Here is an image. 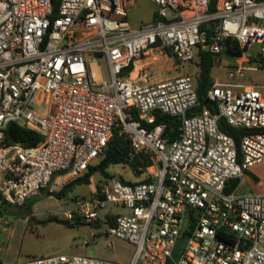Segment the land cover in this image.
Wrapping results in <instances>:
<instances>
[{"label":"built area","instance_id":"1","mask_svg":"<svg viewBox=\"0 0 264 264\" xmlns=\"http://www.w3.org/2000/svg\"><path fill=\"white\" fill-rule=\"evenodd\" d=\"M152 1L156 17L132 26V0H0L1 195L21 204L43 188L59 189L103 156L117 127L129 158L141 155L134 171L146 179L115 175L92 184L89 194L74 197L67 219L93 222L106 208L107 236L134 245L125 264H264V185L238 191L249 168L264 160V84L232 82L246 69H264V0ZM228 38L242 51L228 80L206 90L214 111H190L199 104L190 73L141 81L153 48L178 61L205 49L216 62ZM255 42L256 63L246 64L245 49ZM158 112L180 117L176 137L155 122ZM220 116L247 128L239 144L219 128ZM10 121L40 139L6 142ZM108 203L129 210L114 212ZM21 264L120 263L57 252Z\"/></svg>","mask_w":264,"mask_h":264},{"label":"rangeland","instance_id":"2","mask_svg":"<svg viewBox=\"0 0 264 264\" xmlns=\"http://www.w3.org/2000/svg\"><path fill=\"white\" fill-rule=\"evenodd\" d=\"M155 8L156 4L152 0H135L133 8L129 10L128 14L131 25H137L140 20L151 18ZM259 47L260 43L255 42L245 49L246 56L248 55L247 57L250 58L245 61L246 64L256 63ZM147 58L151 61L149 71L147 76L141 77V81L163 80L183 73H190L194 77L198 72L197 56L190 61H178L171 52L153 48ZM234 62L235 57L221 52L219 60L211 68V76L214 79L228 80L227 71L229 65H233ZM234 81L236 84L249 82L264 84V69H246L245 75L239 80L238 78L232 80V82ZM99 158H95L93 162L96 163ZM108 170L114 173H122L124 177L130 180H137L143 176V173L134 171L127 164L122 163L112 164ZM247 173V178L239 186V192L263 188L264 160L250 167ZM102 177L103 175L100 173H95L91 176L89 183L77 184L63 196H56L48 193L45 189H41L27 200L26 204L29 205H8L7 210L0 214V217L8 221V223H4L8 226L3 229V232L8 236L11 251L14 253L20 251V259H24L30 254L45 255L60 251L94 254L96 245L102 244L101 241H98L99 236L87 244L80 242L82 238L89 236L91 230H95L94 225L87 222L64 225L56 220L47 221V217H64L65 210L73 206L74 197L82 193L88 194L90 183L96 182V178ZM106 207L114 212H127L129 210L128 207L112 206L111 203H108ZM44 219L46 221H43Z\"/></svg>","mask_w":264,"mask_h":264},{"label":"trees","instance_id":"3","mask_svg":"<svg viewBox=\"0 0 264 264\" xmlns=\"http://www.w3.org/2000/svg\"><path fill=\"white\" fill-rule=\"evenodd\" d=\"M156 15H154V18ZM207 31H211L208 24H205ZM241 47L237 43L235 39H227L225 46L222 52L226 54L236 57L241 54ZM215 63V57L209 50H199L197 54V65H198V72L194 76V83L197 92V98L200 106H207L212 111L215 110L213 103L207 98L206 90L208 86L212 83V76H211V68ZM163 121L166 123V127L164 130V134L168 135L170 138H174L178 135L179 132V124H180V117L178 115H171L165 113H157L155 122ZM218 126L223 131L232 135L236 143L239 144V140L242 134L247 131V128L244 127H236L227 122V120L220 116L218 118ZM6 142H20L23 144H33L40 139V134L35 132L32 129H29L23 125L18 124L15 121H10L7 123L5 127V137ZM130 149V144L127 138L123 136L121 132H119L118 128L115 127L112 130V134L110 135L107 144L105 146L104 154L99 158V160L94 163L93 160L88 164L86 169L69 179L65 184H63L59 189L49 190L48 188L45 189L48 193L54 194L56 196H63L67 193V191L71 190L75 185L81 183H89L91 176L95 173H100L103 175L102 178H96V186L99 187L101 183L107 181L109 178L116 175V173L111 172L108 170V167L112 164L122 163L127 164L130 166L132 170L136 169L137 165L141 162V155L136 154L133 158H129L128 151ZM98 158V157H97ZM95 159V158H94ZM146 163L145 161H142ZM256 177V176H255ZM125 181H130V179H126L121 177ZM142 179H146V174L143 173ZM257 179V178H256ZM231 182L234 184L237 182V179H232ZM32 196V195H31ZM29 196L26 198L21 204H26L27 200L31 197ZM8 205H16L7 202L3 199L1 192H0V214H3L6 210ZM26 205H29L28 203ZM56 220L65 225H73L74 222H80L79 220H74L73 222L69 221L66 217H57V216H48L47 221ZM43 221H46L44 219ZM83 222V221H81Z\"/></svg>","mask_w":264,"mask_h":264},{"label":"crops","instance_id":"4","mask_svg":"<svg viewBox=\"0 0 264 264\" xmlns=\"http://www.w3.org/2000/svg\"><path fill=\"white\" fill-rule=\"evenodd\" d=\"M132 1H133V5L130 6L129 10L132 9L134 4H135V0H132ZM155 9L153 10L152 16L149 19L154 18V15L156 14ZM129 10H128V14H129ZM128 19H129V16H128ZM129 21H130V19H129ZM141 21H144V20H140L139 23ZM132 26H136V25H132ZM131 74L132 75L136 74V69H133ZM213 80H218V78H216V79L213 78ZM117 175H120V177H124V175L122 173H116V176ZM124 178H126V177H124ZM94 183L96 184V182H93V181L90 183V187H89L90 191L92 190V184H94ZM261 189H263V188H260L258 190H261ZM72 207H70V208H72ZM70 208L66 209L65 211L69 210ZM105 215H106V209L102 210L100 212V216L97 220H95L93 222H87V223H91L92 225H94L95 230H91L89 236L82 238V240H80V242L87 244L92 240H96L97 236H99L98 241H101L102 244L100 246L96 245V247H95L96 252H94V254H87V255L100 256L103 258H107L109 260H113V261L120 263V264H125V263L129 262L133 256L134 245L124 238L107 236L106 231H105L106 225H107V221L104 218ZM64 217H65V215H64ZM69 221L73 222L72 220H69ZM6 222L8 223L7 219H1V217H0V264H21V263L25 262L28 258L35 256V255H38V254H30V255H27L26 258L20 259V251H17L16 253L11 251L12 249L10 246L9 239L7 238L8 236H7V234L5 235V233L3 232V229L8 226V224H4ZM84 222L85 221L74 222V224L84 223ZM5 231H7V230H5ZM83 239H87V242H83ZM60 252H64V251H60ZM67 253L86 254L83 252H67ZM39 255H41V254H39Z\"/></svg>","mask_w":264,"mask_h":264},{"label":"water","instance_id":"5","mask_svg":"<svg viewBox=\"0 0 264 264\" xmlns=\"http://www.w3.org/2000/svg\"><path fill=\"white\" fill-rule=\"evenodd\" d=\"M200 109L199 104L194 105L193 107L190 108L191 112H196ZM118 177H120V175H117ZM188 233L184 232L174 243L173 247H172V251H171V256L176 259L177 254H178V248L180 246V244L182 243V241L187 237Z\"/></svg>","mask_w":264,"mask_h":264}]
</instances>
